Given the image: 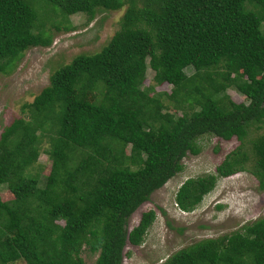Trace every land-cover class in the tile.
<instances>
[{"label": "trees", "instance_id": "obj_1", "mask_svg": "<svg viewBox=\"0 0 264 264\" xmlns=\"http://www.w3.org/2000/svg\"><path fill=\"white\" fill-rule=\"evenodd\" d=\"M32 1L0 0V73L25 48L50 43L34 32ZM44 1L64 19L123 12L104 45L54 70L0 130V185L11 195L0 201V264H84L82 249L96 254L91 264H120L124 244L139 245L154 214L141 212L129 229L127 217L181 170L186 153L198 152L199 137L241 144L262 124L264 0ZM162 83L168 92H154ZM41 142L49 164L37 187L29 171ZM240 148L213 174L184 179L173 193L176 209L191 211L217 178L245 170L264 196V130L250 141V158ZM160 264H264V215Z\"/></svg>", "mask_w": 264, "mask_h": 264}, {"label": "rangeland", "instance_id": "obj_2", "mask_svg": "<svg viewBox=\"0 0 264 264\" xmlns=\"http://www.w3.org/2000/svg\"><path fill=\"white\" fill-rule=\"evenodd\" d=\"M46 7L56 8L44 0L32 1V8L38 17L34 32L40 29L48 35L50 43L45 47L25 48L12 67L0 73V130L13 118L21 116L18 111L21 104L29 103L47 85L48 77L54 70L68 64L75 55L94 53L104 45L116 30L123 12L122 7L116 11H97L90 21H86L78 13L64 19L56 10L51 11ZM188 72L189 69L186 70ZM150 79L151 71L146 68L143 85H150ZM153 90L168 92L169 86L162 83L155 85ZM225 93L233 102H243L242 96L236 92L228 89ZM160 101L165 110L174 112L164 98ZM263 130L264 120L257 128L250 126L241 144L235 138L224 141L210 135L199 137L196 140L198 152L194 155L186 153L180 160L181 170L152 191L147 200L127 217L125 228L129 229L136 224L141 212L151 210L154 214L140 244H124L120 264H160L187 244L227 234L264 215V196L257 189L255 178L246 170L217 178L213 188L189 212L176 209L172 199L176 187L184 179L213 174V168L223 156L239 145L250 158V141ZM45 148V142H41L36 161L29 171L35 174L37 187L42 186L48 170L49 162L42 151ZM124 154H127V150H124ZM245 168H249L248 163ZM10 198L6 188L0 185V201ZM95 255L82 249L79 257L84 264H91Z\"/></svg>", "mask_w": 264, "mask_h": 264}]
</instances>
